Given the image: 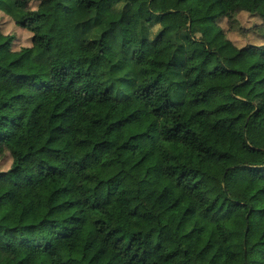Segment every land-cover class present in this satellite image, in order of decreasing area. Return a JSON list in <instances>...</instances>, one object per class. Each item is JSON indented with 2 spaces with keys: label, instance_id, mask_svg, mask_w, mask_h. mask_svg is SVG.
Instances as JSON below:
<instances>
[{
  "label": "trees",
  "instance_id": "obj_1",
  "mask_svg": "<svg viewBox=\"0 0 264 264\" xmlns=\"http://www.w3.org/2000/svg\"><path fill=\"white\" fill-rule=\"evenodd\" d=\"M156 1L0 0L32 34L0 28V264H264V45L220 24L248 13L264 41V0ZM25 198L43 220L13 240Z\"/></svg>",
  "mask_w": 264,
  "mask_h": 264
},
{
  "label": "rangeland",
  "instance_id": "obj_2",
  "mask_svg": "<svg viewBox=\"0 0 264 264\" xmlns=\"http://www.w3.org/2000/svg\"><path fill=\"white\" fill-rule=\"evenodd\" d=\"M35 5L37 3H34L31 8H35ZM153 7L157 13L163 12L165 10L164 0H157ZM176 19L179 20L178 24H186L184 16ZM260 22L262 21L260 20ZM220 24L225 28L227 37L238 47L264 44V41L262 42L261 37L254 29L256 22L248 13H241L238 23L233 26L228 24L227 19L221 20ZM0 28H2L1 31L5 35H15L16 41L13 45L15 51L32 45V34L16 28L14 22L2 12H0ZM45 30L54 38V42L59 44L62 53L78 58L81 63L88 62L94 56L92 51L81 48L72 41L70 30L66 25L50 21L45 26ZM209 65L210 68H213L216 65V59H210ZM12 163L13 160L10 154L7 153L0 157V171H8L12 167ZM15 215L18 225L15 229L8 232V237L13 240L20 237H25L29 240L34 239L43 220L42 216L37 212L36 202L30 198L23 199L16 207ZM10 264H39V259L29 252L19 250L10 259Z\"/></svg>",
  "mask_w": 264,
  "mask_h": 264
},
{
  "label": "crops",
  "instance_id": "obj_3",
  "mask_svg": "<svg viewBox=\"0 0 264 264\" xmlns=\"http://www.w3.org/2000/svg\"><path fill=\"white\" fill-rule=\"evenodd\" d=\"M254 19V21L256 22V25H259V24H261V22H260V20L258 19V18H253ZM262 39V38H261ZM262 42H263V39H262ZM262 45H264L263 43L260 45V46H262Z\"/></svg>",
  "mask_w": 264,
  "mask_h": 264
}]
</instances>
